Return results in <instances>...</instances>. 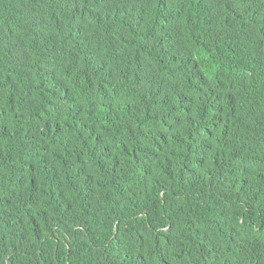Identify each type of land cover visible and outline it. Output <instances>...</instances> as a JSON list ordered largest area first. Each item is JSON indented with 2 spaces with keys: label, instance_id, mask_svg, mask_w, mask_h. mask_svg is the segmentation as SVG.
I'll return each instance as SVG.
<instances>
[{
  "label": "trees",
  "instance_id": "trees-1",
  "mask_svg": "<svg viewBox=\"0 0 264 264\" xmlns=\"http://www.w3.org/2000/svg\"><path fill=\"white\" fill-rule=\"evenodd\" d=\"M0 264H264V0H0Z\"/></svg>",
  "mask_w": 264,
  "mask_h": 264
}]
</instances>
